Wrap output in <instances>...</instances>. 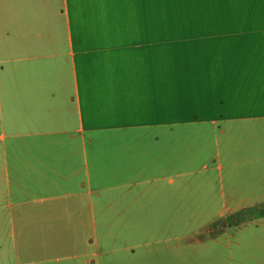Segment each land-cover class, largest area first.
<instances>
[{
    "label": "crops",
    "instance_id": "crops-1",
    "mask_svg": "<svg viewBox=\"0 0 264 264\" xmlns=\"http://www.w3.org/2000/svg\"><path fill=\"white\" fill-rule=\"evenodd\" d=\"M0 142L32 217L83 226L98 181L150 212L132 264H264V0H0Z\"/></svg>",
    "mask_w": 264,
    "mask_h": 264
},
{
    "label": "rangeland",
    "instance_id": "rangeland-1",
    "mask_svg": "<svg viewBox=\"0 0 264 264\" xmlns=\"http://www.w3.org/2000/svg\"><path fill=\"white\" fill-rule=\"evenodd\" d=\"M167 23H170V20H165L164 25ZM178 25L179 21L174 20L173 26ZM109 149L105 143L97 147L99 155L109 152ZM4 150L5 148L0 146V191L5 189L3 186L5 172H10L11 169V163L4 162ZM113 182L116 181L113 180ZM96 185L99 186L96 188ZM92 187L93 217L89 211H82L81 220L84 225L75 227L69 226L67 218L65 220L56 217L52 219L51 215L41 218L32 217V204L21 208L17 203L21 198V196H16L18 193L6 195L1 192L0 264H80L81 261H76L72 255L85 252L103 254L99 258V264H132L134 249L144 251L149 247L141 245L135 248L134 244L142 240H151L150 237L141 238L143 235L148 236L150 212H140L141 217L137 220L136 217L133 218V213L136 212H122L117 208L106 207L107 204L114 202L119 192L118 188L108 191L100 189L106 187H101L100 181L94 182ZM126 197L129 199L131 196ZM9 204L12 205L9 207ZM43 205L49 207L53 205V202L46 201ZM263 208L264 206L260 210ZM28 211L29 214L26 213ZM216 216H220V223L229 222L232 218L227 216L226 212H216ZM235 217L240 218V215L236 214ZM199 219L201 220V214L190 212L188 218L190 231L196 228L195 223ZM91 220H93L92 223ZM75 238L78 239V243L68 242ZM87 239L92 242L85 243L84 240ZM197 262V253H192L189 264H198Z\"/></svg>",
    "mask_w": 264,
    "mask_h": 264
},
{
    "label": "trees",
    "instance_id": "trees-1",
    "mask_svg": "<svg viewBox=\"0 0 264 264\" xmlns=\"http://www.w3.org/2000/svg\"><path fill=\"white\" fill-rule=\"evenodd\" d=\"M260 213H264V210H261V212Z\"/></svg>",
    "mask_w": 264,
    "mask_h": 264
}]
</instances>
